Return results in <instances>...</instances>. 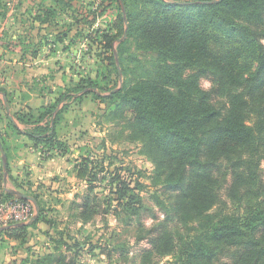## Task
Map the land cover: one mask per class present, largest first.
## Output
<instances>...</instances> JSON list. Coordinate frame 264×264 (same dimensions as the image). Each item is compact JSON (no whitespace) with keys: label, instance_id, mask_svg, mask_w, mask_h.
I'll list each match as a JSON object with an SVG mask.
<instances>
[{"label":"trees","instance_id":"16d2710c","mask_svg":"<svg viewBox=\"0 0 264 264\" xmlns=\"http://www.w3.org/2000/svg\"><path fill=\"white\" fill-rule=\"evenodd\" d=\"M52 1L55 5L46 9L44 22L58 19L66 6L74 8L75 0ZM211 1L123 0L127 23L123 12L120 22L125 39L115 46L118 37L105 32L101 41L116 74L125 80L110 94L95 93V97L113 106L107 121L128 131V140L141 145L153 164V186L170 193L155 199L166 218L160 224L164 229L151 239L154 253L175 254L176 264H227L221 257L229 247L238 246L228 264H264L260 166L264 157V0ZM7 10V1L0 0V18ZM202 77L211 79L210 89L200 86ZM0 92L5 91L0 88ZM71 98L58 93L56 101L39 110L37 117L17 113L18 120L27 124L48 118L28 132L36 146L66 150L57 138L56 124L69 110ZM3 111L0 101V121ZM8 127L17 132L11 121ZM0 141L6 153L1 134ZM93 163L82 158L78 177L86 181L87 191L80 204L72 205L84 223L98 214L100 194L94 191L98 179ZM100 166L108 170L103 163ZM112 183L117 184V200L128 217L136 215L142 202L131 181L116 173ZM34 198L39 206L37 219L3 234L22 243L30 227L45 221V209ZM12 200L29 203L5 190L0 175V201ZM230 203L236 204L234 209ZM169 220L175 222L173 229L166 225ZM54 256L39 255L31 264H50ZM65 259L61 255L56 261L70 264Z\"/></svg>","mask_w":264,"mask_h":264},{"label":"rangeland","instance_id":"374dc122","mask_svg":"<svg viewBox=\"0 0 264 264\" xmlns=\"http://www.w3.org/2000/svg\"><path fill=\"white\" fill-rule=\"evenodd\" d=\"M91 1L98 2V0ZM26 3L28 0H8L7 16L0 18V40L6 39L4 44L0 41V66L4 63L7 65L6 70L2 69L0 73L10 81L13 72L19 74V70H24L15 69L18 67L16 63L18 57L13 55L14 48L20 46L25 51L30 45L26 44V40H18V43H15L10 37L16 32V27L21 26L22 29L25 27L22 24L28 10ZM94 3L91 2L92 7L91 4L78 0L74 8L69 9L66 6L65 10L60 9L57 16L61 23L55 26L65 31L67 36L59 38V41L44 39L34 43L40 44L42 48L40 52L42 60H45L44 64L49 67L60 65V70H64L60 73V83L64 80V86L57 88L55 85L53 88L49 84L44 90L49 95L54 93V97L57 93L72 95L68 102L67 115H71V119L75 117V121H78L75 136L82 148L81 157L95 161L92 172L98 179L94 189L95 193L100 194V200L97 202L98 214L84 223L76 215L78 209L72 207V202L65 201L67 210L66 208L56 210L52 203L46 200L51 208L48 210L45 208V221L27 230L25 242H17L0 230V264H29V260L31 263L45 253L55 255L50 264H59L56 258L61 255L65 256L66 263L70 264H176L177 262L175 254L160 256L154 253L151 243L152 237L164 229L160 224L166 218L163 216L165 212L156 204L155 199L157 196H170V193L162 186H153L150 178L153 164L143 154L141 145L128 140V131L107 121L106 117L113 106L95 97L97 92L106 96L111 93V88H120L125 76L116 74L114 66L108 60L110 52L101 41V34L105 32L118 37L114 42L115 46L124 37L120 22L121 5L119 2L109 3L102 0L98 3L97 9H93L96 5ZM51 16L55 18L52 13ZM94 17L97 19L93 22ZM98 29L100 32H97ZM5 48L7 52L4 51ZM58 52L59 59H57ZM47 75L52 81L58 78L56 71H50ZM200 86L203 89H210L211 79L202 77ZM102 163L108 170L101 168ZM0 165L1 182L6 190L2 161ZM260 166L264 180V157ZM116 173L125 180L131 181L135 193L141 199L139 211L131 218L117 200L118 196L115 193L117 184L112 183ZM6 187L16 189L9 179ZM77 187L81 193L84 187L81 183L77 184ZM30 203L33 205V216H35V206ZM229 206L234 209L236 204L230 203ZM105 210L107 213H104ZM30 222L31 220L25 223ZM174 223L173 220H169L166 225L173 229ZM239 248L229 247L226 254L221 257V262L231 263Z\"/></svg>","mask_w":264,"mask_h":264},{"label":"crops","instance_id":"0c3cea01","mask_svg":"<svg viewBox=\"0 0 264 264\" xmlns=\"http://www.w3.org/2000/svg\"><path fill=\"white\" fill-rule=\"evenodd\" d=\"M80 1L86 4H91L92 2L91 0ZM74 3L75 7L78 0H75ZM54 5L52 0H28V3H26V9H28L26 19L22 24L25 26L24 29L19 24H16V26L20 27H16V32L10 35L11 40L15 43H18V40H26V44L30 45L25 51L20 46L14 48L15 52L13 55L18 57L16 62L18 67L15 69H24L23 71L19 70V74H14L13 72L11 81L9 78L6 80L0 73V88L5 91L4 93L0 92V101L5 107V114L0 121V134L6 142V153L8 154L7 179L13 183V186L32 197L36 196L43 209L47 208L48 210L51 208L46 201L49 200L56 210L61 208H66L67 210L68 207H66L65 201L78 203L83 200L87 191L86 181L78 177L82 161V148L75 136L77 133L75 127L78 126L76 124L78 121H75V117L71 119V115H67L69 110L64 112L63 118L56 124V135L59 140L65 143L66 150L59 148L48 150L42 145L36 146L28 134L36 126L44 125L48 118H44L39 124H27L20 122L16 116L17 113L30 112L37 117L39 110L52 105L58 96V93L56 97H54V93L47 94L44 90L46 86L49 84L53 88L55 85L57 88L64 86V80L62 81L61 79L62 82L60 83V73L64 70H60V65L49 67L44 64L45 60L41 58V50L35 48V44L44 39H57L59 41L60 37L64 38L67 36L65 31H61L59 27L55 26V24L61 23L59 18L53 22L43 21L46 9ZM5 40L0 41L4 44ZM4 51L7 52L8 50L5 48ZM44 56L46 57V55ZM59 57L60 53L58 52L57 59ZM6 66L5 63L1 65L0 72L2 69L6 70ZM50 71L57 72L58 78L56 77V81L49 80L47 74ZM4 98L9 105V109L5 104ZM60 108L61 104L57 106L55 114ZM9 121L17 128V132L8 127ZM80 183L84 187L81 193H79L77 187V184L79 185ZM17 224L20 223L13 224L6 229L0 228V230H9L17 227ZM15 244L17 243L15 242ZM28 263L31 264L30 260Z\"/></svg>","mask_w":264,"mask_h":264},{"label":"built area","instance_id":"2783aa9c","mask_svg":"<svg viewBox=\"0 0 264 264\" xmlns=\"http://www.w3.org/2000/svg\"><path fill=\"white\" fill-rule=\"evenodd\" d=\"M100 1L102 0H98L95 3L94 9H97ZM33 210V205L30 202L23 203L18 200L0 201V226L29 222L33 218Z\"/></svg>","mask_w":264,"mask_h":264},{"label":"water","instance_id":"95a60500","mask_svg":"<svg viewBox=\"0 0 264 264\" xmlns=\"http://www.w3.org/2000/svg\"><path fill=\"white\" fill-rule=\"evenodd\" d=\"M216 2H218V0L211 1V3H216ZM119 3L121 5L122 12H123L124 19H125L126 10H125V6H124V3H123V0H119ZM125 23H127L126 19H125ZM125 37H126V31L124 33V37L122 39H120L119 42L123 41ZM97 94H100V93L97 92ZM4 100H5V104H6L7 108L9 109V105H8V103H7L5 98H4ZM0 151H1V155H2L1 161H2V168L4 170V184H5L6 190L10 194H12L13 196H15L17 198H20V199H23V200H27V201L32 202L34 204L35 209H36V215L33 216V218L31 219V222L35 221L37 219L38 215H39L38 203H37V201H36V199L34 197L26 194L25 192L17 190V189H13V188L9 189V188L6 187V185H7V175H8V159H7L6 153H5L4 149H3L1 141H0ZM23 224H28V223H20V224H17V226H20V225H23ZM9 227H10V225L2 226L0 228L1 229H6V228H9Z\"/></svg>","mask_w":264,"mask_h":264}]
</instances>
